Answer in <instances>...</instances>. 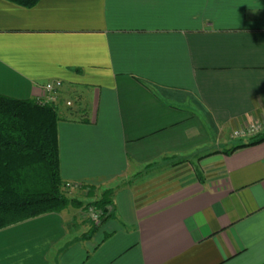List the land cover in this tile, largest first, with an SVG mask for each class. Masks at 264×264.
<instances>
[{
	"label": "crops",
	"instance_id": "1",
	"mask_svg": "<svg viewBox=\"0 0 264 264\" xmlns=\"http://www.w3.org/2000/svg\"><path fill=\"white\" fill-rule=\"evenodd\" d=\"M53 81L60 177L84 204L111 190L112 216L0 229V264H264V141L226 153L264 117V0H0V95ZM177 158L202 181L133 184Z\"/></svg>",
	"mask_w": 264,
	"mask_h": 264
},
{
	"label": "trees",
	"instance_id": "2",
	"mask_svg": "<svg viewBox=\"0 0 264 264\" xmlns=\"http://www.w3.org/2000/svg\"><path fill=\"white\" fill-rule=\"evenodd\" d=\"M6 1L31 8L40 0ZM57 110L56 103L0 95V229L74 205L59 173ZM263 141L264 133L226 153ZM111 193L104 190L85 204L100 212L97 223L90 221L92 228L112 216Z\"/></svg>",
	"mask_w": 264,
	"mask_h": 264
},
{
	"label": "rangeland",
	"instance_id": "3",
	"mask_svg": "<svg viewBox=\"0 0 264 264\" xmlns=\"http://www.w3.org/2000/svg\"><path fill=\"white\" fill-rule=\"evenodd\" d=\"M238 131H240V132L236 135H234L233 132L230 133V138H229L230 143H236L237 141L238 142H245V141H248V140L254 138L255 136H258L260 134L262 135L264 133V117L257 119L256 121H254L250 124H247V126L242 127V129H240ZM188 162L189 161L183 160L181 158L161 160L157 163L146 166L145 168H143L145 170H143L139 173H136L133 176L132 182L135 185H139V184H141V182L144 183L147 180H151L152 178L156 177L154 181L159 180V181H161V183H158L154 187H151L148 191H150V192L162 191V189H164L166 186H169L168 184L178 180V178H180L181 176H184V173H181V170H182L181 167L183 168V167H185V165L188 166L189 165ZM197 164H198L197 160L192 158L190 161V165H189V167L192 170L191 173H192V175L195 176V179L198 180L199 177L201 179H203V177H204V174H203L204 163H202V165L200 163H199L200 165H197ZM175 167L177 169H175ZM208 168H209V166H207L206 169H208ZM173 169H175V170H173ZM176 174H178V175L176 176ZM160 175H162L161 178H160ZM83 189L84 188L82 186L72 187V188H69V190H68V188L65 189V191L67 192L66 197L70 198L71 200H74V202H73L74 205L69 206L66 209H70L72 211H74L75 209L78 210L79 213L84 216V218H85L84 220L88 221L87 223H89L90 220H88L89 218L86 215V209L89 206L85 207V204L82 202V198L79 196L80 191H82ZM80 204H81V206H79Z\"/></svg>",
	"mask_w": 264,
	"mask_h": 264
},
{
	"label": "built area",
	"instance_id": "4",
	"mask_svg": "<svg viewBox=\"0 0 264 264\" xmlns=\"http://www.w3.org/2000/svg\"><path fill=\"white\" fill-rule=\"evenodd\" d=\"M61 82L60 81H53V82H47L45 85H43V97L40 99L43 103H56L57 93L60 89ZM67 105H71V102H67ZM263 120V119H262ZM240 130V129H239ZM240 131L236 130L233 132L234 135L238 134ZM242 132V131H241ZM66 188H72L77 187V185L65 183L64 184ZM79 186V185H78ZM86 215L88 216V220L91 222L97 223L98 219L100 218V212L97 210V208H93V206H89L86 209Z\"/></svg>",
	"mask_w": 264,
	"mask_h": 264
}]
</instances>
